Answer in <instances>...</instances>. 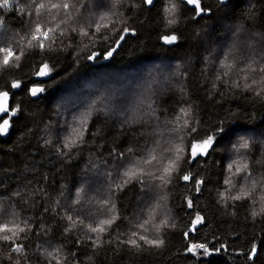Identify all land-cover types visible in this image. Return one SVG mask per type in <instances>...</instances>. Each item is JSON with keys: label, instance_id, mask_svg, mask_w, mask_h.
Here are the masks:
<instances>
[{"label": "trees", "instance_id": "1", "mask_svg": "<svg viewBox=\"0 0 264 264\" xmlns=\"http://www.w3.org/2000/svg\"><path fill=\"white\" fill-rule=\"evenodd\" d=\"M41 2L0 7V48L23 51L8 66L0 53V92L16 112L0 114L10 124L0 135V222L25 228L22 253L0 241V264H264V0H200L199 15L186 0H67L68 12L36 15ZM37 24L56 29L43 50L28 46ZM34 87L44 91L32 96ZM218 128L215 151L189 162L191 143ZM177 146L170 182L144 175L116 187L126 170L160 175ZM233 161L248 168L229 186ZM113 217L103 233L88 228ZM134 231L163 243L133 247Z\"/></svg>", "mask_w": 264, "mask_h": 264}, {"label": "snow or ice", "instance_id": "2", "mask_svg": "<svg viewBox=\"0 0 264 264\" xmlns=\"http://www.w3.org/2000/svg\"><path fill=\"white\" fill-rule=\"evenodd\" d=\"M120 2H121V0H113L114 5L117 3H120ZM143 2L146 4H149V5L153 4V0H143ZM186 2L188 4L195 5V9L197 10L198 15L205 11V9H202L200 6V0H186ZM222 3H223V0H222ZM7 5H8V0H3V5H0V7L7 6ZM72 7H73V5H71L69 2H67V0H62V2H51V0H48V4H46L44 2L36 4V15H40L41 10H47L49 12H51L52 10H57L58 12L62 10L64 12H68V11H70V9ZM174 10H175L174 5L171 8L167 9V11L170 14L173 13ZM103 19H104V17H101V20H103ZM169 23L170 24L174 23V20H169ZM102 26H106V25H102L101 23L97 22L95 24L96 32H99ZM55 31H56L55 28H48L45 30L39 24H37L36 28H35V32L32 34L31 39L28 42V46L32 47L33 46L32 42L35 41L36 46H38L39 48H41L43 50L45 48V41L51 40L49 33H54ZM128 31H129V29H127V28H125L123 30L124 33H127ZM81 34L87 35L88 33L85 30V31H82ZM123 39H124V36L121 35L120 40H123ZM164 40H165V42L171 44L176 40V36L175 35L165 36ZM118 43H119V41L117 42V44ZM113 51H115V48L110 50L107 53V55L111 56ZM0 53H4L3 60H2V63L4 66H8L13 59H15L16 61H19L20 55H23V51H21L20 55H17L13 51V49L10 47L0 48ZM89 59H93V57L90 56ZM47 67H48V65L44 64L37 74L40 76L48 75V72L46 71ZM249 67H251V66H249ZM253 71H255V69H253ZM260 72L264 73V68H261ZM253 83H257V82L253 81ZM12 87L13 88L20 87L19 82H14L12 84ZM246 87H251V85H246ZM43 91H44V89L35 88V87L30 90L32 96H36L38 93H41ZM262 91H264V89H262ZM8 95H9L8 92H0V114L9 113L10 116H15L16 112L15 111L9 112V109L7 107ZM257 95H260V92H257ZM181 113H183L184 116H187V112L184 109H181ZM179 119L180 118L178 117V120ZM183 127H188V121L187 120H184ZM8 130H9V119L6 118V119H3L2 123H0V135L7 134ZM196 131H197V129L195 127H191L189 134L195 133ZM224 131H225V129L218 128L216 130V132H214L212 135L207 136L205 139L194 140L191 143V148L189 150V155H190L189 162H191V160L197 159L199 156L209 155L210 149L212 151H215L214 145L217 142L218 137H220ZM80 139L82 140L83 137L81 136ZM75 143H76V141H70L71 145H74ZM70 144L66 143L65 147H70ZM239 147L242 149H247L249 147V144L247 141H245V142L241 143ZM129 151H131V149H129ZM169 151H173V150L169 149ZM183 151H184V149L182 147H179V146L175 147V149L173 151V156L168 159L167 165L165 167H163L160 175H155L154 173H151V172L144 173L142 169L140 170L139 173L126 170L123 173V176L125 177V179L123 180L122 185H116V187L120 188L122 190L123 185L130 183L132 179H136L138 176L140 177L139 182L143 183L142 177L144 175L152 176L153 179L160 180L162 185L167 184L168 182H170V178H171L173 172L178 170V168H179V162L182 159V156L180 155V153H182ZM119 155L123 156V153H121ZM154 160H156V156L150 155V158L146 159L144 161V163L145 164H151L152 161H154ZM234 165H236V170H235V172H232V168ZM247 168H248L247 162H243L241 164L240 162L233 161V163L228 165V171L230 173V176L225 180V184L231 186L232 185V176L239 175L242 171H246ZM109 175H110V173H109ZM182 179L185 181H188L190 179V176L184 175V176H182ZM243 195H247V193H243ZM221 196L223 198L224 194L222 193ZM230 198L234 199V200H239L242 198V195H236V196H232ZM191 206H192L191 201H189V207H191ZM68 219L72 220V217L69 216ZM114 219H115V217L102 220L96 227H92L91 225H88V228L91 232L103 233L106 231V228L104 227V225H108L110 227L112 225V223L114 222ZM202 219H203L202 217L198 216L196 218L195 224L201 223ZM73 223H75V222H73ZM80 223H83V221H80ZM138 227L143 228L144 225L141 224ZM17 229H18V231H17ZM192 230H195V228H193ZM22 232H25V228L20 227V225L18 223H15V222L2 223V222H0V241L11 242L12 252H16V253H22L23 252V245L16 243V240L20 238L19 234ZM185 235H187V233H185ZM132 237H136V238H130L126 241V243H128L129 245L136 247V248L141 247V245L138 241H143L146 244L152 245L154 247H159L163 243V241H160V240H150L148 237L140 234L137 231H134L132 233ZM221 247H223V245H221ZM197 249H202L203 253L205 255L210 254V250L205 244H192L191 247H189L187 249V251L195 253V251ZM219 250L220 249H213L212 251H219ZM48 255L51 256L52 254L49 253ZM256 255H257V249L255 246H253V248L251 249V251L249 253L248 259L252 260ZM9 258L11 259V257H9ZM53 259H56V257H53ZM15 264H20V261L16 260ZM57 264H59V260H57Z\"/></svg>", "mask_w": 264, "mask_h": 264}, {"label": "rangeland", "instance_id": "3", "mask_svg": "<svg viewBox=\"0 0 264 264\" xmlns=\"http://www.w3.org/2000/svg\"><path fill=\"white\" fill-rule=\"evenodd\" d=\"M46 71L48 72L47 69H46ZM107 89H108V88L104 89V90L101 92L103 97L107 96V92H108ZM113 94H115V93H114V92L110 93V94L108 95V97L111 96V95H113ZM114 96H115V95H113V97H114ZM110 98H111V97H110ZM9 127H10V124H9ZM3 135H5V134H3Z\"/></svg>", "mask_w": 264, "mask_h": 264}, {"label": "water", "instance_id": "4", "mask_svg": "<svg viewBox=\"0 0 264 264\" xmlns=\"http://www.w3.org/2000/svg\"><path fill=\"white\" fill-rule=\"evenodd\" d=\"M107 58H108V55H107ZM4 114H7V113H4Z\"/></svg>", "mask_w": 264, "mask_h": 264}]
</instances>
